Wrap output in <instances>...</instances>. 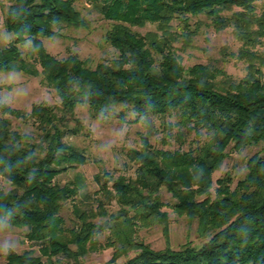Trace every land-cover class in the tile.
<instances>
[{
	"label": "trees",
	"instance_id": "trees-1",
	"mask_svg": "<svg viewBox=\"0 0 264 264\" xmlns=\"http://www.w3.org/2000/svg\"><path fill=\"white\" fill-rule=\"evenodd\" d=\"M78 1L10 0L5 5L0 0L6 31L15 36L0 44V76L42 74L61 101L34 104L30 112L0 102V174L11 185L0 189V219L27 228L26 238L40 245V255L34 249L10 248L6 263L55 264L54 257L65 255L81 264L89 253L113 248L111 264L131 252L134 256L123 264H264V148L247 159L246 173L234 187L235 178L227 173L213 191L214 173L230 150L264 143V4L88 0L110 22L105 40L119 51L93 68L76 53L52 55L43 40L62 37L64 25L91 27ZM149 23L156 29L145 34L134 29ZM204 27L232 30L240 43L235 56L245 64L241 79L224 68L182 63L175 44L192 48ZM26 40L32 43L28 58L20 48ZM80 104L88 105L94 117L106 116L117 105L132 109L137 117L131 122L175 117L164 123L162 141L168 145L177 136L182 145L159 147L153 132L142 134L140 145L127 150L132 175L102 169L94 175V192L83 190L80 175L62 184L61 173L88 162L84 150L66 140L85 130L76 117ZM4 114L32 123L33 132L15 129ZM164 191L175 199L177 213L197 221L205 239L201 245L188 242L173 249L168 244L158 250L137 239L139 228L154 225L169 235ZM70 201L73 218L68 225L63 211ZM107 232L101 243L99 237Z\"/></svg>",
	"mask_w": 264,
	"mask_h": 264
},
{
	"label": "rangeland",
	"instance_id": "rangeland-1",
	"mask_svg": "<svg viewBox=\"0 0 264 264\" xmlns=\"http://www.w3.org/2000/svg\"><path fill=\"white\" fill-rule=\"evenodd\" d=\"M5 5L10 0H4ZM260 5L264 0H258ZM77 7L91 21L90 28L78 29L72 26L64 25L61 29L62 37L44 38L47 50L58 58H65L72 53H76L81 59L85 60L89 66L95 68L100 61H108L116 58L119 51L105 40V33L110 27V22L105 20L100 14L92 9L88 0H79ZM3 15L0 16V44L6 45L15 39L14 34L6 31L3 22ZM142 34L147 31L155 30L156 26L149 23L145 27H134ZM194 46L189 49H181L182 42L175 45L179 48L177 53L180 55L185 67L196 63H203L213 67L224 68L226 72L235 80L241 79L245 74V64L235 56L240 47V43L234 38L232 30L227 29L217 32L213 28L204 27L193 42ZM24 55L28 58V53L32 48L30 40L20 44ZM264 49V45L262 46ZM41 70L40 65H38ZM0 102L20 111L30 112L32 106L37 103L45 102L51 105H60L61 101L56 91L43 83V75L30 76L23 72H5L0 76ZM3 115V114H2ZM8 117L15 129L21 131H32V123L22 121L21 118L4 114ZM76 117L80 118L85 125L83 133L66 136V140L82 148L88 157V162L83 165L71 168L58 176L59 182L65 184L75 180L77 175L83 177V190L94 192L98 189L94 181V175L102 169L112 171L133 173V169L128 168L127 150L130 147L140 145L142 134L153 132V142L159 147L179 148L182 144L177 136L170 138V144H164L162 137L165 134L163 130L164 123L174 122L175 117L162 118H142L138 122H131L137 116L129 106H114L106 116L94 117L90 113L86 104H80L76 109ZM178 128L173 129L176 134ZM192 141L194 134L186 136ZM185 144L183 148H187ZM264 143L249 146L242 151L230 150L229 156L224 161L219 170L214 173V189L217 187L218 178L230 173L236 185L237 180L246 173L247 159L257 152H261ZM129 169V170H127ZM10 183L0 174V189L9 190ZM163 199L166 203L164 210L169 213V237L164 234L161 225L147 226L139 228L136 234L138 240L149 244L154 249H164L168 244L173 249L181 248L185 243L201 245L205 239L199 236L197 231V221L191 222L186 215H181L174 210L175 199L170 193L164 191ZM72 202L65 205L63 216L66 223L70 225L73 218ZM114 209L117 205H113ZM27 228H19L10 225L7 221L0 219V264L6 263V254L10 248L18 252L34 249L37 255H40L39 243L29 241L25 234ZM108 232L99 237L101 243L107 241ZM168 237V238H167ZM113 248H100L95 252L89 253L81 259V264H111ZM135 252L128 256L121 257L115 264H123L128 258L134 256ZM47 261V257H43ZM55 264H77L73 259L65 255H59L53 258Z\"/></svg>",
	"mask_w": 264,
	"mask_h": 264
}]
</instances>
